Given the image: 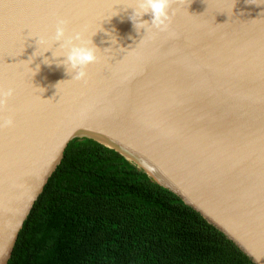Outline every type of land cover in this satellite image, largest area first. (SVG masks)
<instances>
[{
    "label": "water",
    "instance_id": "water-1",
    "mask_svg": "<svg viewBox=\"0 0 264 264\" xmlns=\"http://www.w3.org/2000/svg\"><path fill=\"white\" fill-rule=\"evenodd\" d=\"M135 4L0 0V88L15 90L0 111L15 122L0 130V264L75 138L114 149L264 264V0H184L142 43ZM58 17L98 48L87 82L57 67L59 44L37 45Z\"/></svg>",
    "mask_w": 264,
    "mask_h": 264
},
{
    "label": "trees",
    "instance_id": "trees-1",
    "mask_svg": "<svg viewBox=\"0 0 264 264\" xmlns=\"http://www.w3.org/2000/svg\"><path fill=\"white\" fill-rule=\"evenodd\" d=\"M8 264H255L123 155L71 140Z\"/></svg>",
    "mask_w": 264,
    "mask_h": 264
},
{
    "label": "clouds",
    "instance_id": "clouds-1",
    "mask_svg": "<svg viewBox=\"0 0 264 264\" xmlns=\"http://www.w3.org/2000/svg\"><path fill=\"white\" fill-rule=\"evenodd\" d=\"M183 2L184 0H136L134 15L130 17V20L137 32L141 29L146 32V35L139 43H142L149 33L153 35L169 33L173 18L176 16L174 4ZM116 15H118L117 12L112 16ZM144 15H150L152 17L151 21L142 20ZM85 32L86 28L68 34V21L58 17L53 36L49 38L43 35L34 37H37L38 47H44L43 53L52 50L54 45L59 44V51H53V56L57 58L62 56L64 59L57 62V67L62 66L66 74L72 77L71 80L87 82L88 67L98 62L96 54L98 48L93 44L92 39L85 38ZM106 35L110 34L106 33ZM171 35L175 34L171 33ZM34 55L42 56L43 54L36 55L35 52ZM44 63L51 65L52 61L45 59ZM38 70L39 65H37L36 71ZM32 73L33 76L36 74L33 70ZM14 92L15 90L12 88H0V111H4L7 108L8 101L14 96ZM14 123V119L11 117H0V130L14 127Z\"/></svg>",
    "mask_w": 264,
    "mask_h": 264
}]
</instances>
